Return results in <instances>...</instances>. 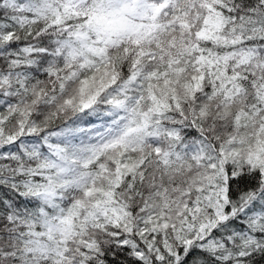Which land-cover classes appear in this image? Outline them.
I'll return each instance as SVG.
<instances>
[{"label": "snow or ice", "instance_id": "6c2138e0", "mask_svg": "<svg viewBox=\"0 0 264 264\" xmlns=\"http://www.w3.org/2000/svg\"><path fill=\"white\" fill-rule=\"evenodd\" d=\"M0 264H264V0H0Z\"/></svg>", "mask_w": 264, "mask_h": 264}]
</instances>
